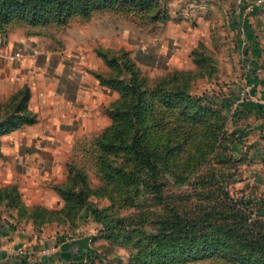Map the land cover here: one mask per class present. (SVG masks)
I'll return each instance as SVG.
<instances>
[{
	"label": "rangeland",
	"instance_id": "obj_1",
	"mask_svg": "<svg viewBox=\"0 0 264 264\" xmlns=\"http://www.w3.org/2000/svg\"><path fill=\"white\" fill-rule=\"evenodd\" d=\"M142 2L77 15L66 25L13 20L4 27L8 34L0 30L1 63L35 56L42 47L80 48L99 81L82 132L62 153L61 169L27 180L22 173L14 180L0 175V264H22V258L32 264H135L129 239L139 240L138 222L175 213L208 220L210 213L232 215L243 207L252 217L264 215V0ZM12 33L35 38L34 49L4 53ZM99 76L119 78L126 87L134 81L151 94L153 130L144 131L145 111L138 136H128V146L137 137V155L128 156L119 143L109 147L106 138V147H99L114 126L106 109L124 96ZM10 85L0 76V102L26 86L13 91ZM176 93L186 101L167 108ZM142 155L151 156L149 165ZM110 167L121 168L124 178L111 180V170L103 171ZM12 187L18 195L8 197ZM74 191L85 192L83 208L64 196ZM70 242L81 244L69 252Z\"/></svg>",
	"mask_w": 264,
	"mask_h": 264
},
{
	"label": "trees",
	"instance_id": "obj_2",
	"mask_svg": "<svg viewBox=\"0 0 264 264\" xmlns=\"http://www.w3.org/2000/svg\"><path fill=\"white\" fill-rule=\"evenodd\" d=\"M142 3V0H0V30L8 34V29L4 27L13 20H23L33 26L51 23L66 25L77 15L89 16L97 10L125 5L137 7ZM136 69L135 66L130 67L133 78H136ZM99 78L105 85L120 90L122 88L124 95L123 102L116 103L112 109H106L109 116L114 119V126L105 132L99 147L102 150L106 147L102 143L106 138L110 141L109 147L117 148L115 145L119 143L121 146L118 148L125 147L130 152L128 156L136 154L137 137H134L133 142L128 146V136L134 133L138 136V127L140 123H144L145 111L148 118L144 124V131L146 130L148 134L153 130L151 94L149 90H143L134 81H130L132 86L126 87V83L119 78L105 79L100 76ZM30 98L31 91L26 85L5 102H0V155L4 135L38 122L37 113L30 108ZM184 101L186 96L183 93H176L169 96L165 106L169 109H177ZM112 132L115 134L113 138H111ZM142 157L147 161L144 164L149 165L151 156L146 158L142 155ZM100 159L105 161L101 157ZM105 170H111L109 177L113 181L124 178L121 168L110 167L103 169ZM129 174L134 184L136 169ZM15 191L16 188L12 187L5 194L14 197L18 195ZM63 193L67 200L75 197L77 206L80 205L81 208L85 206V192L79 196H74L75 191ZM11 203L13 206H19L13 201ZM244 209L237 208L232 215L223 211L210 213L207 216L208 220L201 217L186 220L175 213L159 218L155 222H138L136 233L139 234V240L133 242L129 239L132 247L136 249L132 261L135 264H264V215L252 217L250 214L247 215ZM121 223L120 220L115 226H120ZM126 226L124 224L123 228ZM6 232L9 233L7 229ZM134 233L128 232L127 235L133 238ZM95 255L94 250L90 248L87 252L88 258L93 260ZM21 262L32 264L25 258H22Z\"/></svg>",
	"mask_w": 264,
	"mask_h": 264
},
{
	"label": "crops",
	"instance_id": "obj_3",
	"mask_svg": "<svg viewBox=\"0 0 264 264\" xmlns=\"http://www.w3.org/2000/svg\"><path fill=\"white\" fill-rule=\"evenodd\" d=\"M33 41L35 38L26 34L12 33L4 53L28 52L34 49ZM55 49L42 47L35 56L0 62V76L8 85L11 82V90L17 91L14 85L29 86L30 108L38 115L37 123L2 137L0 175L6 179L22 173L27 180L34 173H56L61 169L62 153L82 132L90 104L95 101L99 81L89 73L91 66L85 54L80 48L77 53ZM74 242L65 245V250L70 252L81 244Z\"/></svg>",
	"mask_w": 264,
	"mask_h": 264
},
{
	"label": "built area",
	"instance_id": "obj_4",
	"mask_svg": "<svg viewBox=\"0 0 264 264\" xmlns=\"http://www.w3.org/2000/svg\"><path fill=\"white\" fill-rule=\"evenodd\" d=\"M260 1H261V0H260ZM20 56H22V54H21ZM20 252L23 253V250H20Z\"/></svg>",
	"mask_w": 264,
	"mask_h": 264
}]
</instances>
